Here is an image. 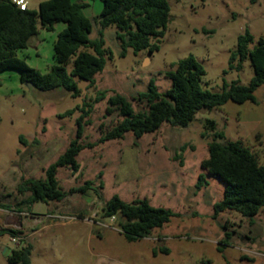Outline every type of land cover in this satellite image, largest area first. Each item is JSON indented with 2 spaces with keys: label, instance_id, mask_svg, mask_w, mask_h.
Wrapping results in <instances>:
<instances>
[{
  "label": "rangeland",
  "instance_id": "374dc122",
  "mask_svg": "<svg viewBox=\"0 0 264 264\" xmlns=\"http://www.w3.org/2000/svg\"><path fill=\"white\" fill-rule=\"evenodd\" d=\"M41 1L27 0L28 8L36 9ZM80 1L90 4L85 13L93 26L89 38L95 39L100 1ZM168 1L170 20L157 42L159 49L134 54L128 48L121 57L117 29L108 27L105 48L113 57L106 58L94 85L73 77L79 89L75 97L63 88L41 91L24 85L17 69L0 72V199L10 206L0 209V232L6 231L0 234V264H9L7 258L17 248L9 230L33 245L31 264H264V211L251 225L234 211L213 217V205L223 198L225 183L200 166L212 138L211 133L201 135L206 120L216 123L225 141H241L264 163V84L254 92L256 103L228 101L197 112L187 127L164 123L139 139L128 132L122 139L97 143L101 131L122 119L116 112H106L107 97L116 92L130 100L135 111L143 109L133 100L136 94L144 92L150 80L165 92L171 82L163 73L190 54L203 66L201 85L211 92H220L224 83L233 81L248 85L253 77L248 60L237 71L228 69V59L237 37L246 30L254 42L264 37V0ZM63 28L57 22L46 31L38 24L37 34L17 57L43 74L49 72L57 64L53 43ZM66 69L70 72L71 63ZM104 91L106 99L95 102ZM82 108H91V113L80 141L97 145L77 155V173L62 167L56 178L65 192L85 181H92V188L59 202L16 206L25 198L17 186L27 179H43L44 170L75 138ZM68 110L74 112L61 117ZM200 175L208 186L197 191ZM100 183L102 188L96 190ZM114 195L124 202L147 200L173 216L149 236L127 241L118 227L119 217H103L101 212V202Z\"/></svg>",
  "mask_w": 264,
  "mask_h": 264
},
{
  "label": "trees",
  "instance_id": "16d2710c",
  "mask_svg": "<svg viewBox=\"0 0 264 264\" xmlns=\"http://www.w3.org/2000/svg\"><path fill=\"white\" fill-rule=\"evenodd\" d=\"M99 1L102 8L95 18L99 25L98 37L90 39L93 26L91 19L84 13V9L88 7L86 2L44 0L38 3L36 9L20 10L11 0H0V72L8 68L17 69L24 85H31L41 91L63 88L75 97L79 89L73 77L94 85V76L103 71L106 58L113 57L111 50L105 48L104 31L108 27L114 26L117 29L115 37L121 45V57L126 55L128 48L134 54L141 51L153 53L159 49L157 42L163 37L170 20L168 0ZM57 22L64 24L53 43L57 64L43 74L27 66L23 59L17 57V52L26 48L29 39L37 34L38 24L46 31H52ZM246 60L253 70V77L248 85L233 81L224 83L220 92H211L201 85L205 75L203 66L190 54L172 64L174 69L163 73L171 82L170 88L165 92H159L154 81L150 80L147 89L136 94L133 100L144 105L139 111H135L131 101L119 93L113 92L106 99L107 92H99L95 102L106 99V112H116L122 119L108 130L101 131L97 143L122 139L128 132L139 139L146 133L157 131L164 123L187 127L197 112L220 108L228 101L256 103L254 92L264 84V37L261 36L254 42V37L248 30L237 37L235 48L229 54L228 69L240 71ZM70 63L71 70L68 72L66 65ZM82 111L76 121L75 138L70 141L63 154L44 170V178L27 179L17 186V193L25 198L16 206L29 207L35 202H59L69 194L85 193L92 188L93 182L85 181L82 186L65 192L56 178L58 168L62 167L77 173L80 169L77 155L83 149L97 145L82 144L80 141L84 126L88 123L85 119L90 115L91 108L85 111L82 108ZM73 112L68 110L61 117ZM207 133H211L212 138L208 143V155L200 166L209 175L225 183L223 198L213 205V217L224 211H234L249 219L251 225L253 218L264 211V163H260L250 148L241 141H225L224 133L217 129L213 120L205 121L202 137ZM207 186L205 176L200 175L195 189L199 191ZM98 188H102V183L95 189ZM9 208L0 199V209ZM101 212L103 217H119L118 227L127 241L149 236L153 229L161 228L173 216L170 210L154 207L147 200L124 202L117 195L101 202ZM5 233V230L0 232ZM9 233L14 237L19 232L9 230ZM225 236L227 240L230 234L226 233ZM32 250L30 242L21 240L19 246L11 250L8 263L31 264Z\"/></svg>",
  "mask_w": 264,
  "mask_h": 264
},
{
  "label": "built area",
  "instance_id": "2783aa9c",
  "mask_svg": "<svg viewBox=\"0 0 264 264\" xmlns=\"http://www.w3.org/2000/svg\"><path fill=\"white\" fill-rule=\"evenodd\" d=\"M12 4L17 6L20 10H26L28 8L27 0H11ZM12 241H16L17 247L19 246L21 239L18 240L17 237H13Z\"/></svg>",
  "mask_w": 264,
  "mask_h": 264
},
{
  "label": "crops",
  "instance_id": "0c3cea01",
  "mask_svg": "<svg viewBox=\"0 0 264 264\" xmlns=\"http://www.w3.org/2000/svg\"><path fill=\"white\" fill-rule=\"evenodd\" d=\"M73 1V0H72ZM74 2V1H73ZM76 2H88V1H76ZM101 8H102V3L100 2V6L98 7V12H100L101 11ZM87 9H90V4L88 3V7L86 8V9H84V13H85V10H87ZM99 14V13H98ZM85 15H86V13H85ZM87 16V15H86Z\"/></svg>",
  "mask_w": 264,
  "mask_h": 264
}]
</instances>
